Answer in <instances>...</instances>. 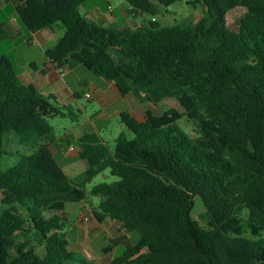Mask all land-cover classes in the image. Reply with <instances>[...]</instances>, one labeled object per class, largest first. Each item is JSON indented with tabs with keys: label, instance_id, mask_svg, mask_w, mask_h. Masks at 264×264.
<instances>
[{
	"label": "trees",
	"instance_id": "16d2710c",
	"mask_svg": "<svg viewBox=\"0 0 264 264\" xmlns=\"http://www.w3.org/2000/svg\"><path fill=\"white\" fill-rule=\"evenodd\" d=\"M7 1L30 33L65 28L46 51L50 63L69 59L123 97L153 105L173 98L183 109L146 110L143 122L124 113L128 134L78 140L85 185L107 170L118 178L91 189L100 198L94 218L140 237L111 240L109 251H124L109 264H264V0H203L200 21L165 27L153 19L177 0H125L129 15L153 17L137 29L89 20L80 8L91 0ZM237 9L245 13L234 31L228 19ZM55 118L76 117L0 57V264H95L69 248L63 214L87 194L52 154L61 148ZM184 118L190 133L177 124ZM10 133L32 153L5 169ZM197 195L204 226L191 218Z\"/></svg>",
	"mask_w": 264,
	"mask_h": 264
},
{
	"label": "rangeland",
	"instance_id": "374dc122",
	"mask_svg": "<svg viewBox=\"0 0 264 264\" xmlns=\"http://www.w3.org/2000/svg\"><path fill=\"white\" fill-rule=\"evenodd\" d=\"M97 1L102 0H91L86 7H81V13L84 14L85 10L88 8V5L96 3ZM113 5L116 8H121L122 6L129 7L125 0H114ZM86 8V9H85ZM161 13L156 16V20L160 26H173L175 24H195L200 21L205 13L207 12V6L204 4L203 0H177L172 4H161L160 5ZM10 12H15L12 5H8L5 11H2L0 15L5 16ZM245 11L243 9H237L230 13L229 15V26L232 30L237 31L239 28V20L243 16ZM19 18V17H18ZM148 20H152L153 17L147 15ZM20 24L23 25L20 19H18ZM147 21V20H146ZM145 21V22H146ZM58 31L62 37L65 33V28L61 25ZM25 28V26H24ZM27 30V29H25ZM28 31V30H27ZM20 40L16 41L7 40L0 42V57H8L12 63H14V69L17 72L20 68V65L25 63L30 59H36L38 57V51L33 53L28 52L25 46L20 44ZM41 64H39L40 66ZM80 70L74 71L71 77H68V81L71 86H75L76 82L80 79H85L92 81L93 79L99 78L93 72L85 69L83 66L79 65ZM79 91H84V88H80ZM150 110L153 111L155 115H161L167 109H177L180 112H183V109L180 107L178 102L173 98H166L158 105L150 104ZM72 113L76 117L72 118H55L50 119L49 123L55 128L56 134L59 137H65L66 132L72 131L74 128L80 129L82 131H95L94 126H96V131L100 135H111L117 133L121 126L124 129V133H127V129L122 125L119 118H108L107 121L98 120L96 106L92 102L86 100H80L79 107L77 109L76 104L69 106ZM110 113V111H107ZM182 127L186 132L190 133L193 130V126L187 122L186 118L178 121L177 123ZM194 134V133H193ZM71 143L76 147L77 143L71 140ZM67 146V142H64ZM4 150L7 153V156L3 158L2 165L5 169L17 164L20 161L22 155H29L32 153V149L23 147L19 144L18 138L14 133H10L5 137L4 140ZM70 156V155H68ZM57 162L63 167V157L58 155L55 158ZM79 161L78 172L70 173L68 170V176L70 179L79 186H85L88 206L91 209H94L100 202V198L94 195H91V189L99 184H112L118 181V178L112 177L110 172L107 170L104 173L98 175L92 183L85 185V171L87 163L82 161L79 157L76 159ZM67 169V168H66ZM84 202L81 203H69L67 205L65 213L70 214L65 220V233L67 240L70 243V249L72 251L80 253L85 259L89 262L95 264H109L113 259L121 256L123 254V247H114L110 251L108 250L113 246L111 240L115 239L119 234L109 227V224L105 226H100L96 219L93 217L92 213L86 210L83 207ZM206 209L204 203L199 195L194 197V206L191 211V218L194 221H197L201 226L206 225L207 220L205 217ZM48 216L51 213L47 214ZM88 218L89 221L85 222L84 219ZM113 224H119L116 221L112 220ZM122 233L127 234L125 231ZM129 240L132 244H136L140 237L137 233L127 234ZM79 246V250L74 248ZM85 248V250H83ZM82 249V250H81Z\"/></svg>",
	"mask_w": 264,
	"mask_h": 264
},
{
	"label": "crops",
	"instance_id": "0c3cea01",
	"mask_svg": "<svg viewBox=\"0 0 264 264\" xmlns=\"http://www.w3.org/2000/svg\"><path fill=\"white\" fill-rule=\"evenodd\" d=\"M113 1L114 0H102L88 5V8H85L86 10L82 15L98 24L104 26H116L120 29H137L141 27L146 20L148 21L147 15L133 17L128 13L130 7L122 6L118 9L113 5ZM8 5L12 4L7 0H0V14L7 9ZM110 7L112 10L109 9ZM156 18L157 17L153 20H156ZM18 19L16 11L10 12L5 16L0 15V25L5 27L9 40L16 41L19 39L21 41L20 44L25 46L28 52L33 53L38 51V57L36 59L26 61L20 65V69L17 71L20 80L24 84L33 85L44 95L55 96L58 105L70 106L76 104L78 106L77 109H80V100L92 102L97 110H99L97 113L98 120L107 121L108 118L120 119L121 115L124 113L130 114L137 121L143 122L145 120L146 110H150V104L140 103L133 94H128L125 97L121 96L118 88L113 82L100 77L93 79L92 81L80 79L76 82L75 86H71L68 77H71L74 71L80 70L79 65H71L69 59H64L56 64H52L47 60V49L53 47L60 39L61 34L58 31L60 27L55 30L44 29L36 33H30L25 30L26 28L20 24ZM12 64L15 66L14 63ZM39 64L41 65L39 66ZM82 87L84 88V91L81 92L79 89ZM89 93L92 95L91 100L86 99V95ZM108 110L110 113L107 112ZM94 130L95 131L86 132L74 128L72 131L66 132L65 137L57 136L61 148L51 147V151L55 158L58 155L63 157L64 165L62 169L67 176L68 171L70 173L78 172L79 161L76 160L77 157H79L80 152L78 140L84 135L95 133L101 136L105 141L111 142L124 132L122 126L117 133L104 136L96 131V126H94ZM71 140L77 143L76 147L72 145ZM65 141L67 142V146L64 144ZM83 207H85L88 212L90 210L92 215L96 208L91 209L88 206V201L84 202ZM63 215L65 217L70 216L68 213H64ZM107 224L118 232L119 235L116 238L127 235L119 231L120 224H113L110 219H106L99 225L103 227ZM70 246L69 243V248ZM74 248L79 250L80 247L76 246ZM83 250H85V248Z\"/></svg>",
	"mask_w": 264,
	"mask_h": 264
},
{
	"label": "built area",
	"instance_id": "2783aa9c",
	"mask_svg": "<svg viewBox=\"0 0 264 264\" xmlns=\"http://www.w3.org/2000/svg\"><path fill=\"white\" fill-rule=\"evenodd\" d=\"M109 9L112 10L111 7H110ZM86 99H87V100H91V99H92V95H91L90 93L87 94V95H86ZM0 200H1V196H0ZM84 221H85V222H88L89 219H88V218H85Z\"/></svg>",
	"mask_w": 264,
	"mask_h": 264
},
{
	"label": "water",
	"instance_id": "95a60500",
	"mask_svg": "<svg viewBox=\"0 0 264 264\" xmlns=\"http://www.w3.org/2000/svg\"><path fill=\"white\" fill-rule=\"evenodd\" d=\"M194 200V197H192V201Z\"/></svg>",
	"mask_w": 264,
	"mask_h": 264
}]
</instances>
